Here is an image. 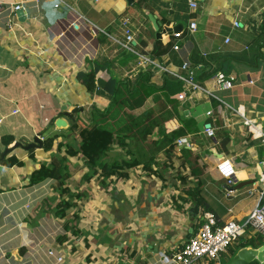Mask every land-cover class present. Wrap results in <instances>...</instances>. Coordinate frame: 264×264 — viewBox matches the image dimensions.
I'll return each instance as SVG.
<instances>
[{
  "label": "crops",
  "instance_id": "crops-1",
  "mask_svg": "<svg viewBox=\"0 0 264 264\" xmlns=\"http://www.w3.org/2000/svg\"><path fill=\"white\" fill-rule=\"evenodd\" d=\"M0 1L22 6L0 14V151L2 137H13L10 146L23 137L39 134L43 141L63 134L49 153L16 148L0 162V264H173L171 254L196 233L204 212H213L220 224L241 223L250 215L264 188V141L237 112L264 131V48L254 65L231 61L234 87L226 91L214 85L223 64L214 57L248 49L264 24V0H203L196 11L188 0H64L69 7H55L54 0ZM191 20L195 31L189 29ZM177 25L178 31H169ZM127 28L146 55L175 42L177 49L164 47L156 59L169 71L181 72L184 61L195 75L216 69L204 86L228 106L216 100L215 107L202 93L181 101L176 93L182 115L162 128L170 134L192 117L198 131L181 136L187 144H176L169 157L158 151L155 173L137 165L126 170V178L101 179L100 169L90 173L76 156L67 162L68 193L51 178L29 184L33 170L50 161L58 142L70 140L78 148L79 130L90 124L93 107L104 110L111 104L117 81H133L150 66H139L120 45ZM151 69V81L162 86L166 71ZM91 71L95 80L88 89L81 75ZM127 89L123 86L122 98ZM154 104L150 96L131 113L139 115ZM58 118L66 127L56 126ZM209 118L213 137L203 130ZM156 139L149 137L145 149L156 151ZM181 148L190 155L184 158ZM10 156L23 165H4ZM127 158L114 145L105 159ZM68 195L73 206L60 217L56 212ZM257 235L247 228L218 260L195 264H228L237 250L262 247Z\"/></svg>",
  "mask_w": 264,
  "mask_h": 264
},
{
  "label": "trees",
  "instance_id": "trees-1",
  "mask_svg": "<svg viewBox=\"0 0 264 264\" xmlns=\"http://www.w3.org/2000/svg\"><path fill=\"white\" fill-rule=\"evenodd\" d=\"M174 43L172 41L166 45L160 44L148 56L154 60L159 59V56L164 52L163 48H172ZM263 48L264 24L261 26L259 33L252 37L248 44V49L237 53L215 55V59L219 58L223 61L218 72L223 71L229 74L231 61L240 62L248 66L254 65L258 57L262 55ZM129 53L136 57L132 52ZM225 61L227 62L226 65ZM209 66V64L206 65V67ZM222 67H225V70ZM151 68L154 69V66L150 65L139 72L133 81L128 79L122 82L117 81V85L113 87L115 94L111 104L104 110L93 107L90 124L79 130L78 148L74 149L70 140L58 142L55 152L51 153L50 161L40 164L39 168L33 170L29 178V184H38L51 178L57 183V188L63 189V192L68 193L70 190L65 186L69 177L67 162L70 157L76 156L84 159V162L91 167L93 172L100 169L101 179L110 178L112 175H115L116 178H126L128 176L126 170L137 165H142L148 172L155 173L156 170L152 169V165L157 164L156 156L159 153L158 151L164 152L169 157L176 147V139L197 132L198 126L197 121L190 117L183 120L182 127L171 131L170 134L162 128V125L168 120L180 118L182 115L181 112H178L180 101L173 96L182 90L183 83L174 76L165 73L162 86H159L151 81L153 75ZM215 71L216 69L208 71L209 73H200L199 71L194 79L197 83L204 86L205 80L215 74ZM81 78L88 89L93 87L95 78L92 71L82 74ZM123 86L128 87V95L125 98L121 97ZM150 96L153 97L155 102L152 108L146 109L139 115L131 113V111L142 107ZM212 100L216 107L218 102L214 98ZM207 122L210 123V118ZM75 125L77 124L75 123ZM154 129H156V132ZM153 134L157 138L154 142L157 150L152 152L145 149L143 144ZM62 135L57 134L45 138L43 140V150L49 153L52 150L55 139L60 138ZM1 141L6 147L13 141V137L7 136V139L2 137ZM114 145L121 147L129 158L122 161L106 160V156ZM181 154L186 158L190 155V150L181 148ZM3 164L7 166L16 164L22 166L23 162L10 156L4 160ZM70 198L71 196L68 195L66 199L61 200V205L64 207L61 211L56 212L58 216L65 217L67 209L73 206ZM257 239L261 242L263 241V237L260 234L257 235Z\"/></svg>",
  "mask_w": 264,
  "mask_h": 264
},
{
  "label": "built area",
  "instance_id": "built-area-1",
  "mask_svg": "<svg viewBox=\"0 0 264 264\" xmlns=\"http://www.w3.org/2000/svg\"><path fill=\"white\" fill-rule=\"evenodd\" d=\"M54 1L55 7H60L62 5L69 7V5L64 0ZM201 1L203 0H188L190 9L192 11H196ZM21 8V4L4 6V4L0 1V14L4 11L12 12ZM235 24L237 25V23ZM123 25H126V22H124ZM127 26L128 25H126V27ZM196 27V22L191 20L189 24L190 31H195ZM133 42L134 33L127 28L126 32L124 33V39L119 42L120 45L127 51L132 52L137 57L139 66L151 65L156 68H160L166 71L167 74H170L176 79L182 81L183 88L176 94L177 99L185 101L190 99L195 93H202L204 96L212 97L218 100L220 103L228 106L226 102L221 99L218 93L215 92V90L203 86L195 81V74L187 61L183 62L181 72L169 71L166 68L160 66L156 60L150 58V56L140 52L137 48H135L136 46L133 44ZM226 42H229V38L226 39ZM174 48L177 49L178 46L174 45ZM233 80L234 76L232 74H227L223 71L217 72L214 76V85L216 90H231L234 87ZM237 113L242 119V123L248 127L249 131H253V133L257 131L256 133L258 134V137L264 141V131L259 129V125H256L250 118H247L240 111ZM207 115L209 117L213 116V111H208ZM205 125L203 128L205 134L208 137H213L215 135V130L212 128L211 123H209L208 126ZM184 143L187 144L185 138L179 137L176 139L177 145L181 146ZM260 181L264 185V175L261 176ZM52 182V180H47V184H51ZM247 228H252L253 230L257 231L264 240V188L261 194L260 202L252 210L250 215L241 223L236 221H228L224 224H220L218 223L213 212H204L203 220L196 233L187 242H185V244H183L173 254H171L169 261H171L173 264H195L198 261L218 260L221 254L226 252Z\"/></svg>",
  "mask_w": 264,
  "mask_h": 264
},
{
  "label": "water",
  "instance_id": "water-1",
  "mask_svg": "<svg viewBox=\"0 0 264 264\" xmlns=\"http://www.w3.org/2000/svg\"><path fill=\"white\" fill-rule=\"evenodd\" d=\"M128 4L132 3V0H127ZM180 28L179 25L175 26L174 28H169V31H178ZM74 112V111H73ZM68 116H71L70 113H68ZM56 126L59 128H64L67 125V122L62 119L58 118L55 120ZM209 123H206L205 126H208ZM16 148H22L24 150L29 149H42L43 148V141L40 138V135H35L33 139H29L26 137H23L16 142H14L12 145L5 147L2 151H0V162L3 161V159L9 155V153ZM2 168V166H0ZM253 259H257L259 264H264V245L260 247L259 249H252V248H241L237 250V252L232 256L231 261L228 264H249Z\"/></svg>",
  "mask_w": 264,
  "mask_h": 264
},
{
  "label": "rangeland",
  "instance_id": "rangeland-1",
  "mask_svg": "<svg viewBox=\"0 0 264 264\" xmlns=\"http://www.w3.org/2000/svg\"><path fill=\"white\" fill-rule=\"evenodd\" d=\"M249 82H250V81H249ZM204 125H205V124H204ZM89 172H90V173H92V170H91V168L89 169ZM89 172H88V173H89ZM90 173H89V174H90Z\"/></svg>",
  "mask_w": 264,
  "mask_h": 264
}]
</instances>
